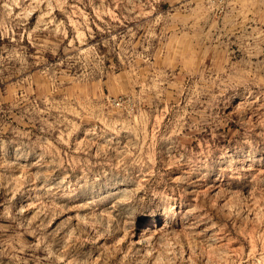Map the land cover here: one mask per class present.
Returning a JSON list of instances; mask_svg holds the SVG:
<instances>
[{
  "label": "rangeland",
  "instance_id": "1",
  "mask_svg": "<svg viewBox=\"0 0 264 264\" xmlns=\"http://www.w3.org/2000/svg\"><path fill=\"white\" fill-rule=\"evenodd\" d=\"M0 264H264V0H0Z\"/></svg>",
  "mask_w": 264,
  "mask_h": 264
},
{
  "label": "bare ground",
  "instance_id": "2",
  "mask_svg": "<svg viewBox=\"0 0 264 264\" xmlns=\"http://www.w3.org/2000/svg\"><path fill=\"white\" fill-rule=\"evenodd\" d=\"M155 226V225H154ZM156 232V228H155V230L154 231H152V232H150V235H153L154 233ZM147 233V232H146ZM147 235V234H146ZM143 238H141V240H142Z\"/></svg>",
  "mask_w": 264,
  "mask_h": 264
}]
</instances>
